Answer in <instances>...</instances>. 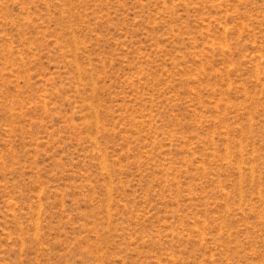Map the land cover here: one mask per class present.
Here are the masks:
<instances>
[{
  "label": "rangeland",
  "instance_id": "1",
  "mask_svg": "<svg viewBox=\"0 0 264 264\" xmlns=\"http://www.w3.org/2000/svg\"><path fill=\"white\" fill-rule=\"evenodd\" d=\"M0 264H264V0H0Z\"/></svg>",
  "mask_w": 264,
  "mask_h": 264
}]
</instances>
